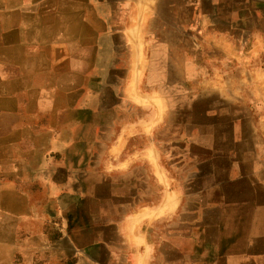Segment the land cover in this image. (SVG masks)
<instances>
[{
    "label": "crops",
    "instance_id": "1",
    "mask_svg": "<svg viewBox=\"0 0 264 264\" xmlns=\"http://www.w3.org/2000/svg\"><path fill=\"white\" fill-rule=\"evenodd\" d=\"M177 3L0 0V264H264L263 32L247 78L207 84L192 107L172 166L183 187L173 168L160 176L154 150L133 163L139 178L132 161L99 163L100 115L115 111L99 75L134 72L135 43ZM211 3L207 29L230 38ZM130 181L137 193L115 187ZM163 223L173 238L159 248L147 230Z\"/></svg>",
    "mask_w": 264,
    "mask_h": 264
},
{
    "label": "rangeland",
    "instance_id": "2",
    "mask_svg": "<svg viewBox=\"0 0 264 264\" xmlns=\"http://www.w3.org/2000/svg\"><path fill=\"white\" fill-rule=\"evenodd\" d=\"M211 2L217 5L218 18L226 19L230 25L229 31L233 34L230 38L225 39L214 29H207L214 11ZM191 3L194 4V12L190 10ZM177 4L176 12L171 15L169 12V16L157 20L154 28L148 27L147 41L135 43L139 49L133 59L134 72L130 75L106 72L99 75L97 90L100 95L112 93L115 104L113 114L100 115V133L103 136L99 139V163L102 165L119 158L132 161L131 169L137 170L136 177L139 178L142 177L143 165L138 167L135 164L144 162L143 157L154 161V153L150 154L154 150L162 165L158 169L160 176L165 178L173 168L176 180L183 187L179 169L172 166L179 162L175 156L186 146L184 142L189 131L191 109L196 107L195 102L207 84L220 80L231 87L241 84L240 80L243 82L251 67L256 66L259 59V54L254 52L259 45L256 40L260 32L264 33V0H178ZM153 30L155 34L152 36L150 32ZM261 44L264 47V41ZM105 60L109 65L112 58ZM144 67L147 72L140 73ZM160 107L165 113L164 122L154 128L153 115ZM126 122L131 124L130 132H124L126 128L128 130V127H123ZM144 130L146 134H142ZM112 146H120L121 151L110 154ZM145 149L148 152H141L140 157L138 153ZM104 174L100 171L99 178L106 177ZM132 181L129 186L124 182L115 187L137 193L138 185ZM141 189L144 190L142 186ZM154 190L153 186L147 185V204L153 201ZM188 204L193 206L192 202ZM185 207L184 203L182 208ZM169 229L166 223L158 225L156 233L154 228L148 227L147 240L151 244L157 243L160 248L173 238ZM175 241L182 246L194 242L185 236Z\"/></svg>",
    "mask_w": 264,
    "mask_h": 264
},
{
    "label": "bare ground",
    "instance_id": "3",
    "mask_svg": "<svg viewBox=\"0 0 264 264\" xmlns=\"http://www.w3.org/2000/svg\"><path fill=\"white\" fill-rule=\"evenodd\" d=\"M212 119V118H211ZM241 206V205H240ZM245 207H246V205H245Z\"/></svg>",
    "mask_w": 264,
    "mask_h": 264
}]
</instances>
